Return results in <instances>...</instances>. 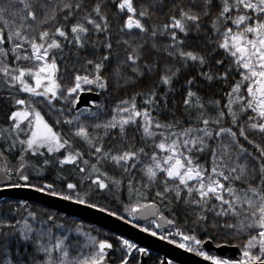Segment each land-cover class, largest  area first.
<instances>
[{
    "label": "snow or ice",
    "instance_id": "1",
    "mask_svg": "<svg viewBox=\"0 0 264 264\" xmlns=\"http://www.w3.org/2000/svg\"><path fill=\"white\" fill-rule=\"evenodd\" d=\"M92 91L104 100L79 107ZM109 92L123 94L109 106ZM0 103V189L87 205L210 264H264V0H0ZM8 203L0 264L149 252Z\"/></svg>",
    "mask_w": 264,
    "mask_h": 264
},
{
    "label": "water",
    "instance_id": "2",
    "mask_svg": "<svg viewBox=\"0 0 264 264\" xmlns=\"http://www.w3.org/2000/svg\"><path fill=\"white\" fill-rule=\"evenodd\" d=\"M93 100H99V95L95 92H83L80 95L78 102L79 107H87ZM10 199L15 201H27L28 203H35L50 210L63 213L64 215L74 217L83 222L92 224L101 229L107 230L117 236L123 235L127 239H131L138 243L141 247H147L150 252L163 255L164 260L161 264H166L168 260L176 261L179 264H210L204 258L194 255L192 252L180 249L176 245L162 241L148 233L142 232L126 221H122L117 217H112L107 213L101 212L98 209H93L87 205H80L74 201H65L59 197H53L47 192H39L33 188H10L0 189V200ZM138 222H146L144 220H137ZM168 226L165 225L164 228ZM206 250H213L216 254L236 257L238 256V249L234 246L221 245L216 247L214 243L205 245ZM148 255V254H147ZM146 256H141L142 264L146 263Z\"/></svg>",
    "mask_w": 264,
    "mask_h": 264
},
{
    "label": "trees",
    "instance_id": "3",
    "mask_svg": "<svg viewBox=\"0 0 264 264\" xmlns=\"http://www.w3.org/2000/svg\"><path fill=\"white\" fill-rule=\"evenodd\" d=\"M161 19H163V17H161ZM153 79H155V77L153 76ZM146 84H142L140 85L139 87H145ZM134 90H138V89H132V88H129L127 89V93L128 94H131L132 91ZM92 92H95L97 93L96 91H92ZM123 93H119V92H109V93H106L105 95H107L108 97V105L110 106L112 103H114V101L117 99V98H120V96L122 95ZM99 100H104V96L102 95H99ZM139 103V101H138ZM45 112L47 111V109H43ZM7 111V105L4 104V103H0V127H3L4 124H5V112ZM102 118H103V113H102ZM66 173L69 171V169H66L65 170ZM30 175H32L33 179H32V183H39L40 181L38 180V178H36L35 174L34 173H30ZM45 175L47 176V178L49 179V181H52L54 179V176H53V173L51 171H49L48 173H45ZM61 187V184L59 182H57V188H60ZM126 193H125V197H126ZM107 197V198H106ZM91 199L94 201V202H97V203H100V204H104L114 210H120V206L117 202L113 201L111 199L110 196H107V194H100V195H93L91 197ZM8 202H11V205L12 206H15V204L18 202V201H15V200H10V199H2L0 200V209H3L4 211H7L8 208H9V203ZM29 205H31L34 209H36L37 211H40L42 209H47L49 211H53V210H50L49 208H45V206H42V205H39V204H35V203H28ZM163 210V209H162ZM57 212V211H55ZM59 213V212H57ZM165 214L167 215V211H165ZM64 218H65V223H68V224H71L73 221H76V222H81L83 225H84V228L86 230H90V229H98L99 230V234L101 235V237H107V238H114L116 237L117 235L116 234H113L107 230H104V229H101L99 227H96L92 224H89V223H86V222H83L81 220H78L74 217H71V216H67V215H64ZM137 222V221H136ZM183 224V218L179 219L177 221V225H182ZM185 228H187L188 226L185 225L184 226ZM165 232H168V231H172V229H170L169 227L167 229L164 230ZM97 233L95 231H93V235H96ZM220 242L219 241H216L214 243V245L216 246V244H219ZM229 246H233L232 244H228ZM238 253V252H237ZM239 254V253H238ZM114 256H116L117 254H113ZM150 264H155L154 263V260L150 262Z\"/></svg>",
    "mask_w": 264,
    "mask_h": 264
},
{
    "label": "flooded vegetation",
    "instance_id": "4",
    "mask_svg": "<svg viewBox=\"0 0 264 264\" xmlns=\"http://www.w3.org/2000/svg\"><path fill=\"white\" fill-rule=\"evenodd\" d=\"M138 222V221H137ZM138 223H141V224H146L147 222H138ZM168 228V227H167ZM167 228H164V230L165 229H167ZM157 231H160V230H157ZM148 234H150V233H148ZM151 235V234H150ZM152 236V235H151ZM155 238H158V239H160L159 238V236H156ZM161 240V239H160ZM162 241H166V242H168L169 243V241L168 240H162ZM185 250V249H184ZM210 252H214L213 250H211ZM192 253H194V255H197L195 252H192ZM200 257V256H199ZM142 257H140V259H141ZM201 258H203V257H201ZM154 260V263L155 264H161L162 262H163V260H164V257H163V255H160V254H158V253H154V252H148V255H147V260H146V263L145 264H150V262L151 261H153ZM173 261V260H172ZM174 262V264H179V263H177L176 261H173Z\"/></svg>",
    "mask_w": 264,
    "mask_h": 264
},
{
    "label": "rangeland",
    "instance_id": "5",
    "mask_svg": "<svg viewBox=\"0 0 264 264\" xmlns=\"http://www.w3.org/2000/svg\"><path fill=\"white\" fill-rule=\"evenodd\" d=\"M86 230V229H85Z\"/></svg>",
    "mask_w": 264,
    "mask_h": 264
}]
</instances>
